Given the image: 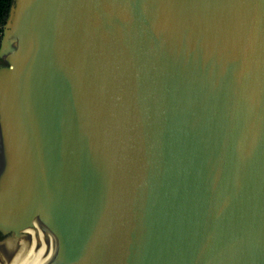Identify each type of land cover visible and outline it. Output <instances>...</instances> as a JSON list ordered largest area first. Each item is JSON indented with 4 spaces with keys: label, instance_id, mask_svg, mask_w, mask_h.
Instances as JSON below:
<instances>
[{
    "label": "water",
    "instance_id": "water-1",
    "mask_svg": "<svg viewBox=\"0 0 264 264\" xmlns=\"http://www.w3.org/2000/svg\"><path fill=\"white\" fill-rule=\"evenodd\" d=\"M0 264H264V0H11Z\"/></svg>",
    "mask_w": 264,
    "mask_h": 264
},
{
    "label": "trees",
    "instance_id": "trees-1",
    "mask_svg": "<svg viewBox=\"0 0 264 264\" xmlns=\"http://www.w3.org/2000/svg\"><path fill=\"white\" fill-rule=\"evenodd\" d=\"M11 0H0V26L5 22ZM1 36V31H0Z\"/></svg>",
    "mask_w": 264,
    "mask_h": 264
}]
</instances>
